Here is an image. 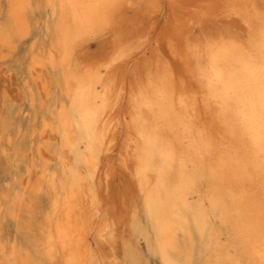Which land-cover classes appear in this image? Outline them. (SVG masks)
Segmentation results:
<instances>
[{"label": "bare ground", "instance_id": "bare-ground-1", "mask_svg": "<svg viewBox=\"0 0 264 264\" xmlns=\"http://www.w3.org/2000/svg\"><path fill=\"white\" fill-rule=\"evenodd\" d=\"M220 1L238 34L88 62L158 0H0V264H264V0ZM118 169L144 263L104 205Z\"/></svg>", "mask_w": 264, "mask_h": 264}, {"label": "rangeland", "instance_id": "rangeland-1", "mask_svg": "<svg viewBox=\"0 0 264 264\" xmlns=\"http://www.w3.org/2000/svg\"><path fill=\"white\" fill-rule=\"evenodd\" d=\"M176 2L174 5L167 0H158L157 12L154 13L143 12L141 4L125 10L116 20L108 36L86 44L81 58L92 62L105 55L118 41H130L144 30L152 31L153 41L169 40L177 46L181 44L184 46L186 40L203 42L207 38H216L219 35H236L241 29L240 22L235 21L233 17L221 15L225 6L220 0ZM16 78L12 75L7 83V93L13 101L15 100L14 102L19 99ZM105 182L104 205L110 217L115 219L117 252L120 255H124L125 252L136 253L140 262L144 263V245L136 241L129 228L128 196L133 195L132 180L126 172L118 169Z\"/></svg>", "mask_w": 264, "mask_h": 264}]
</instances>
